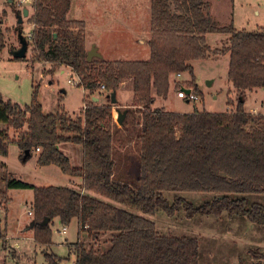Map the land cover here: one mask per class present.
Listing matches in <instances>:
<instances>
[{
  "label": "trees",
  "instance_id": "trees-1",
  "mask_svg": "<svg viewBox=\"0 0 264 264\" xmlns=\"http://www.w3.org/2000/svg\"><path fill=\"white\" fill-rule=\"evenodd\" d=\"M32 3L28 23L33 29L25 37L32 63L49 65L44 75L70 69L80 79L77 86L87 92L85 106L76 117L63 108L45 113L37 92L25 106L5 100L0 94V125L5 126L0 130V157H7L10 143L15 142L22 152L21 160L27 151L30 154L26 162L38 153L40 166L56 165L64 174L81 179L82 191L66 186L36 187L16 179L0 160V172L4 173L0 182L5 188L0 190V201L5 206L11 201L10 190H33L31 226L35 243L44 247L53 244L51 225L55 219L64 227L76 220L78 239L71 246L76 256L74 264H199L197 238L162 235L148 216L164 212L174 217L182 209L188 217H220L228 212L264 226V204L250 205L244 197L264 194V113L254 114L245 107L248 92L264 89V29L240 31L233 25L219 26L204 0H150L149 59L89 61L86 24L69 19L73 0ZM14 10L23 14L22 10ZM22 29L19 24L17 30L24 35ZM215 33L229 34V45L212 49L207 35ZM3 46L0 30V48ZM227 54L228 79L238 97L234 110L178 113L153 107L156 97L167 98L171 75L188 73L194 81L192 62ZM126 79L133 81V107L137 108L121 110L127 115L119 127L113 117L117 105L111 103L109 95L118 91ZM181 85L203 98L196 83ZM99 95H104L105 103L92 99ZM227 103L235 106L231 99ZM136 111L139 115L132 118ZM121 128L136 131L137 175L119 171L115 141L127 138L117 135ZM11 130L18 132V139L10 138ZM66 145L80 147L79 164H73L63 151ZM167 192L217 196L197 207L179 196L171 202L165 196ZM46 219L50 222L44 225ZM86 237L92 245L85 242ZM98 240L104 245L96 248L94 242ZM108 244L107 250L101 249ZM45 255L48 264H59L55 254ZM253 256L257 261L254 264H264L259 252Z\"/></svg>",
  "mask_w": 264,
  "mask_h": 264
},
{
  "label": "rangeland",
  "instance_id": "rangeland-1",
  "mask_svg": "<svg viewBox=\"0 0 264 264\" xmlns=\"http://www.w3.org/2000/svg\"><path fill=\"white\" fill-rule=\"evenodd\" d=\"M33 1L19 3L17 0H12V2L0 0V30L4 43L3 48H0V94L5 100L25 106L33 101L37 92V100L43 106L45 113H54L63 108L69 115L76 117L85 106L84 100L87 92L83 87L76 86L80 79L70 69L61 68L53 75H44L43 70L49 65L33 64L31 48L28 49L26 59L14 57V52L21 45L17 30L20 24V15L14 9L22 11L24 8L30 9L29 16L23 17L22 23L24 37H28L33 29V26L28 23V18L33 11ZM148 1L73 0L69 19L87 21L84 22L88 51L91 49L92 43L93 45L95 43L101 47L109 60H147L150 57L148 42L152 37L151 30L145 26H139L137 29L136 18L131 19L129 15H125L126 12L122 15L115 12L117 9L135 10L139 6L141 10L148 11L150 9L151 13V3ZM210 2L213 5L215 20L219 26L233 25L240 31L264 29V0H211ZM100 11L107 13H104L105 16H101ZM107 19L111 23H105ZM132 21L133 23H131ZM229 38V34L215 33L209 36L208 44L212 49H221L229 45ZM144 41L146 42L144 43ZM192 64L196 75L194 81L190 79L188 73L171 75V86L167 98L156 97L153 107L178 113H191L196 109L216 113L234 110L238 97L228 79L229 55L211 56L205 60L194 61ZM69 79L74 83L79 82L73 84L69 82ZM190 82L196 83L203 94V98L199 101H187V99L178 97L177 93L181 89V84L187 86ZM120 95L124 99H128L127 105L133 107V103L131 104L134 101L132 90L121 89L119 98ZM228 99L234 102V107L228 106ZM245 107L249 110L258 109L257 112L264 113V89L248 93ZM121 110L124 108L122 107ZM136 112L138 116L139 111ZM257 112L254 114H258ZM113 117L117 125L121 127V124L117 122L116 110H114ZM4 128V125H0V130ZM9 135L13 140L19 138L18 132L13 130L9 131ZM117 135L119 137L127 136V138L121 137L115 141V158L120 168L119 171H132L134 175H137L139 152L136 131L130 133L128 129L121 128V132H117ZM38 151L40 152V150ZM63 151L71 158L73 164L80 163V147L66 145L63 147ZM21 153L18 145L11 142L8 156L0 157L9 173L16 179L36 187L66 186L82 191L80 178L64 174L56 165L40 166L37 161L38 153H34L29 161L23 162L20 158ZM3 175L4 173L1 171V180ZM4 189V183L1 181L0 190ZM85 193L91 197L114 203L95 192L85 191ZM33 195L32 189H12L9 191L10 203L5 206V203L0 201V206H2L0 213V264H48L45 252L55 254L59 264H74L76 256L71 246L78 239L77 221L73 220L67 226V234L64 235L62 234L64 226L59 219H55L51 225L53 244L50 247H44L35 243L31 226L33 213L29 214L32 209ZM165 196L171 202L176 196L183 197L198 207L205 202L212 201L217 195L197 192H167ZM244 197L248 198L250 205L253 203L264 204V194ZM114 204L127 209L124 205ZM136 213L141 214L138 211ZM148 217L156 223V228L162 235L197 238L200 242L199 264H254L257 262L253 256L254 252L263 255L262 262H264V226L257 225L245 217L231 216L228 212L223 213L220 217L205 214L188 217L183 209L174 217H170L164 212H158L155 216ZM85 242L90 244L91 241L86 237ZM100 242L101 240L94 242V247L104 245ZM92 244L93 242H91ZM103 247L101 249L107 250L109 244Z\"/></svg>",
  "mask_w": 264,
  "mask_h": 264
},
{
  "label": "crops",
  "instance_id": "crops-1",
  "mask_svg": "<svg viewBox=\"0 0 264 264\" xmlns=\"http://www.w3.org/2000/svg\"><path fill=\"white\" fill-rule=\"evenodd\" d=\"M10 1V0H9ZM204 1H206V2H209V4H210V15H211V17H212V19L216 22V20H215V13H214V9H213V5H211V0H204ZM10 2H12V1H10ZM149 3H150V0L148 1ZM138 7V9H135V10H132V9H130V10H128V9H122V10H116L117 12H115L116 14H124L125 12L127 13V14H125V15H129V17L131 18V19H133V18H136V23L138 24H136V26H137V29H139V26H145L147 29H150L151 30V26H150V20H151V13H150V9H148V11H146V10H141V8H139V6H137ZM149 7H150V4H149ZM29 11H30V9H29ZM104 13H107V12H103V11H100V14H102L101 16H105L104 15ZM115 16V15H114ZM139 17H140V19H139ZM84 20V19H83ZM85 22H87L86 20H84ZM107 22H109V23H111L110 22V20L109 19H107V21L105 22V23H107ZM148 22V23H147ZM131 23H133V21L131 22ZM132 27H134V26H132ZM131 32H133V31H131ZM210 35H212V34H208L207 35V41H208V38H209V36ZM146 41H144V43H145ZM86 43H87V40H86ZM92 46H96V48H97V50H98V52L102 55V58H104V59H107L106 58V56H105V53L103 52V50L101 49V47H99V45H97V44H95L94 43V45H93V43H92V45H91V48H92ZM90 50V49H89ZM107 60H109V59H107ZM110 60H114V59H110ZM136 60H139V59H136ZM194 66V65H193ZM123 90V89H128V90H132L133 91V82H132V79H127V80H125V81H123L122 83H121V85H120V89L117 91V100H118V102H117V107L114 109V110H116V112L118 111V110H121V108L123 107V108H130L131 107V105H127L126 103H127V100L128 99H124L121 95H120V98L118 97V95H119V92H120V90ZM234 90V89H233ZM257 91H259V89H256V90H253V91H251V93H254V92H257ZM64 93H66L65 91H64ZM248 93H250V92H248ZM133 95H134V93H133ZM248 95V94H247ZM94 101H96V102H101V103H105L106 102V98H104V95L103 96H101V95H99V96H94L93 98H92ZM134 99V98H133ZM125 100V101H124ZM133 102H131V104H132ZM258 108V107H257ZM248 111H250V112H252V113H255V112H257L258 111V109H247ZM257 113H262V112H257ZM113 114H114V111H113ZM117 114H118V112H117ZM137 114V113H136ZM136 114L134 113V114H132L131 115V117L132 118H134V116H136ZM122 126V125H121ZM9 172V171H8ZM80 184H81V179H80Z\"/></svg>",
  "mask_w": 264,
  "mask_h": 264
},
{
  "label": "water",
  "instance_id": "water-1",
  "mask_svg": "<svg viewBox=\"0 0 264 264\" xmlns=\"http://www.w3.org/2000/svg\"><path fill=\"white\" fill-rule=\"evenodd\" d=\"M12 1V0H10ZM29 8H24L23 9V14L19 16V23L22 24L23 23V17H28L29 16ZM19 38H20V48L18 50H16L14 52V57L15 58H18V59H22V58H25L27 57V52H28V49H29V43L27 41V38L24 37V35L19 32ZM88 60L91 61L92 59L94 58H102V55L98 52L96 46H92V48L88 51ZM210 84H212L211 81H209ZM187 93H190V90L187 89L186 90ZM109 98L111 100V103L112 104H117L118 100H117V91H113L110 95H109ZM118 117H117V122L119 124H123V121L127 115V111H121V110H118ZM30 153L27 151L26 154L24 155L22 161L23 162H26L27 160V157ZM50 220L49 219H46L43 224L44 225H47L49 224Z\"/></svg>",
  "mask_w": 264,
  "mask_h": 264
},
{
  "label": "built area",
  "instance_id": "built-area-1",
  "mask_svg": "<svg viewBox=\"0 0 264 264\" xmlns=\"http://www.w3.org/2000/svg\"><path fill=\"white\" fill-rule=\"evenodd\" d=\"M28 1H30V0H17V2H19V3H26V2H28ZM179 75H181V74H179ZM69 82L70 83H73V84H77L79 81H77V82H73V80H71V79H69ZM78 85V84H77ZM76 85V86H77ZM101 89L102 90H104L105 89V86H102L101 87ZM187 89H189L190 90V93H187ZM178 97L179 98H182V99H187V101H193V102H195V101H199L200 100V98L198 97V95L193 91V89H190V88H188V87H184V88H181L179 91H178ZM39 150V149H38ZM2 206H0V213H1V211H2ZM29 214H32V212L31 211H29ZM62 234H64V235H66L67 234V227H63V229H62Z\"/></svg>",
  "mask_w": 264,
  "mask_h": 264
}]
</instances>
